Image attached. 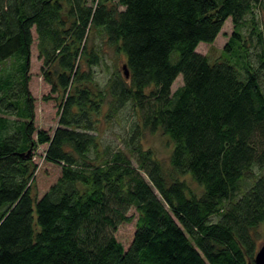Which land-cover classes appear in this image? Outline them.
<instances>
[{
  "label": "trees",
  "instance_id": "16d2710c",
  "mask_svg": "<svg viewBox=\"0 0 264 264\" xmlns=\"http://www.w3.org/2000/svg\"><path fill=\"white\" fill-rule=\"evenodd\" d=\"M96 1L0 0V264L252 262L264 229V0ZM227 19L233 31L211 62L197 47ZM33 28L45 79L65 96L52 133L30 121ZM94 33L124 56L103 89ZM108 96L110 112L131 102L144 128L170 139L169 168L140 147H129L137 166L121 150L98 155L91 116ZM38 145L60 175L34 194ZM131 208L125 250L113 232Z\"/></svg>",
  "mask_w": 264,
  "mask_h": 264
},
{
  "label": "rangeland",
  "instance_id": "374dc122",
  "mask_svg": "<svg viewBox=\"0 0 264 264\" xmlns=\"http://www.w3.org/2000/svg\"><path fill=\"white\" fill-rule=\"evenodd\" d=\"M88 3H96L95 0H87ZM256 20L261 29H264V7L257 11ZM233 31V25L230 19H227L221 28L217 38L212 43L201 42L197 47V51L201 54L207 55L211 62L219 59L222 56V49L228 40V37ZM242 34L246 38V43L249 53V59L254 66L258 65L256 58V49L251 46V40L248 36L247 27L242 29ZM33 43L30 46L29 54V94L33 98V108L30 121L37 129L45 130L52 133L58 126L59 118V102L62 97H65L62 92H53L51 84L45 79L44 72L47 71L48 66H43V59L39 56L37 48V35L32 29ZM248 38V39H247ZM87 46L89 49L93 48L100 54V62L98 65L93 66V81L94 84L103 89L107 86L109 78L116 72L117 67L121 71V65L124 62L123 54L117 52L115 48L107 45L104 39L99 34H92L88 40ZM87 69V65H82V70ZM52 70V69H50ZM55 77L53 76V79ZM180 77L173 84V89L180 85ZM108 96L102 102L101 111L95 115L92 114L91 118L97 125V137L99 152L102 157H107L109 153L121 150L126 152L130 157L132 165L137 166L136 158L137 152H132L130 148L140 147L144 152L149 151L151 155L162 163L165 167L169 168V157L172 151V142L162 133L161 130L150 132L148 129L141 125L139 119L140 110L128 102L122 105L115 112H110ZM139 119V121H138ZM135 126L134 138L131 136V128ZM46 145H38L33 147L34 157L33 160L37 164L38 170L35 173V186L32 190L34 194L41 193L54 183L60 175L58 167L46 164L43 160ZM91 155H94L92 153ZM187 185L188 192L196 196L202 193V187L195 182L189 175L181 176ZM245 188H242V190ZM128 215H133V220L123 222L117 226L113 235L119 241L125 250L130 246L133 234L135 231V220L137 214L134 208H131ZM258 247L264 242V229L260 226L258 228Z\"/></svg>",
  "mask_w": 264,
  "mask_h": 264
},
{
  "label": "water",
  "instance_id": "95a60500",
  "mask_svg": "<svg viewBox=\"0 0 264 264\" xmlns=\"http://www.w3.org/2000/svg\"><path fill=\"white\" fill-rule=\"evenodd\" d=\"M124 72L126 76L128 75V71L125 65H123ZM248 264H264V242L258 247L254 259L252 262Z\"/></svg>",
  "mask_w": 264,
  "mask_h": 264
}]
</instances>
